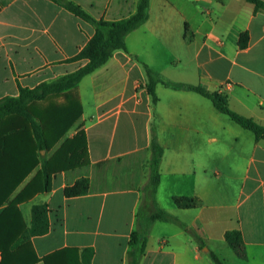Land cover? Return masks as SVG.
<instances>
[{
	"label": "crops",
	"instance_id": "0c3cea01",
	"mask_svg": "<svg viewBox=\"0 0 264 264\" xmlns=\"http://www.w3.org/2000/svg\"><path fill=\"white\" fill-rule=\"evenodd\" d=\"M71 1L96 19L118 21L136 13L138 0ZM244 33L249 43L241 49ZM94 34L92 25L50 0H0V98L18 96V83L34 88L84 66L86 60H67ZM126 43L128 52H116L73 90L34 103L40 111L67 108L70 100L79 105L82 115L65 138L84 131L89 153L87 166L54 176L52 192L19 204L29 228L33 207L49 205V233L31 240L39 264L74 247L93 248L91 264H129L153 130L163 148L156 202L205 247L178 224L159 221L146 235L139 264H215L210 252L225 264H264V140L198 93L159 82L154 103L145 69L226 94L231 110L264 125V12L246 0H150L148 21ZM108 166L114 170L109 177L99 171ZM81 178L91 181L90 193L65 197L64 189ZM174 197L199 204L181 209ZM235 230L243 237V256L225 238Z\"/></svg>",
	"mask_w": 264,
	"mask_h": 264
},
{
	"label": "trees",
	"instance_id": "16d2710c",
	"mask_svg": "<svg viewBox=\"0 0 264 264\" xmlns=\"http://www.w3.org/2000/svg\"><path fill=\"white\" fill-rule=\"evenodd\" d=\"M50 1L92 25L95 34L77 55L67 60V63L86 60L84 66L53 81L42 82L34 88L24 87L18 83V96L0 98V264L41 263L31 240L33 237L49 233V205L45 203L33 207L32 224L29 228L24 222L19 204L39 193L52 192L53 179L57 173L89 164L85 132L81 130L73 138H65L81 117V107L70 100L71 105L67 108L52 106L40 111L41 109L34 103L73 90L86 76L107 64L116 52H128L127 36L149 19L150 0H138L136 13L118 21L96 19L71 0ZM246 1L253 4L256 11L264 12V0ZM248 43L249 34H242L239 40L240 48H247ZM145 69L149 78L148 91L154 103L158 101L155 86L159 82L175 90L198 93L211 100L218 111L253 132L257 140H264V125L231 110L226 94L211 92L200 85L168 80L154 73L147 65ZM64 138L65 140L49 158L48 152ZM151 150L150 178L142 190L143 201L137 213V230L131 235L133 249L129 254V264H139L146 250V235L154 223L159 221L176 223L187 232H192L177 218L161 209L156 202L161 180L163 148L158 143L154 130ZM42 151L46 154L42 155ZM34 171H36L34 177L13 200H10L13 192ZM90 189L89 178H81L73 185L67 186L64 195L67 198L81 197L88 195ZM173 200L181 209H193L199 204L196 198L174 197ZM192 234L200 247L204 248L203 240L196 233ZM225 238L237 254L243 256L244 242L241 232L229 231ZM94 253L93 248H65L44 257L42 264H91ZM210 257L215 264H225L213 252H210Z\"/></svg>",
	"mask_w": 264,
	"mask_h": 264
},
{
	"label": "rangeland",
	"instance_id": "374dc122",
	"mask_svg": "<svg viewBox=\"0 0 264 264\" xmlns=\"http://www.w3.org/2000/svg\"><path fill=\"white\" fill-rule=\"evenodd\" d=\"M82 88H83V93L86 94L85 95V101L89 98L88 97V94H89V86H88V82H85L83 85H82ZM87 102V101H86ZM40 106V105H39ZM41 109V108H40ZM42 155H45L46 152L45 151H42L41 153ZM152 158V150H151V155H148L147 159L143 161V167H142V183L146 182L148 183V180L150 178V160ZM100 173L104 174L105 176H112V173H114V170L112 169V167L108 166V167H104V168H101L99 169ZM145 183V184H146ZM114 184H109V186H113ZM127 186L126 183H119V184H115V186ZM164 210V209H163ZM166 212H168L169 214H171L172 216H174L175 218H177L180 222H183L181 220V218H179L177 215L173 214V213H170L168 210H166Z\"/></svg>",
	"mask_w": 264,
	"mask_h": 264
}]
</instances>
